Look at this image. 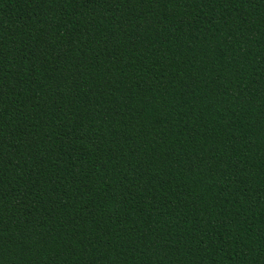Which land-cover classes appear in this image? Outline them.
Returning a JSON list of instances; mask_svg holds the SVG:
<instances>
[{
  "label": "trees",
  "instance_id": "trees-1",
  "mask_svg": "<svg viewBox=\"0 0 264 264\" xmlns=\"http://www.w3.org/2000/svg\"><path fill=\"white\" fill-rule=\"evenodd\" d=\"M0 264H264V0H0Z\"/></svg>",
  "mask_w": 264,
  "mask_h": 264
}]
</instances>
